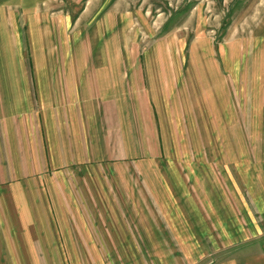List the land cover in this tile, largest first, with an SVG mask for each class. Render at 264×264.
Wrapping results in <instances>:
<instances>
[{
    "label": "rangeland",
    "instance_id": "obj_1",
    "mask_svg": "<svg viewBox=\"0 0 264 264\" xmlns=\"http://www.w3.org/2000/svg\"><path fill=\"white\" fill-rule=\"evenodd\" d=\"M1 4V22H8L24 39L29 68L32 64L27 41L31 23L41 27L43 23L46 26L56 22L74 34L82 30L83 23L93 31L97 30V21L111 23L117 19L123 22L121 52L130 49L147 53L150 46L166 37L169 43L179 44L171 47L182 54L185 73L198 65L194 51L200 47L213 57L203 63L221 75L216 79V107L212 101L210 110L206 107L210 92L206 81L200 89L197 85L188 86L186 81L183 91L174 95L170 88L168 95L172 98L163 109L165 115L154 123L161 134L162 154L158 155V167L149 175L152 195L148 187L145 194L146 199L152 200V219L132 220L121 206L116 212L111 196L113 186L104 183L107 177L112 179V174L107 176L109 172L95 170L89 172L88 179L83 174L81 180L74 171L70 176L71 198L77 215L62 214L71 219L51 221L49 227L47 222H41V231L35 228L37 222H29L25 231L31 236L25 238V246L32 240L40 246H31L32 249L40 248L41 252H26L30 261L26 264H210L232 256L236 254L234 250H240L241 243L223 246L241 237L204 235L213 224L209 217L211 180L231 187L228 196L233 213L243 207L239 204L245 199L238 194L244 191L248 211L262 227L254 197L258 149H264V0H0ZM8 36L13 38L11 31ZM215 117L216 126L209 123ZM151 147L160 150L157 145ZM223 166H228L233 174L227 182ZM137 174L136 180H142L139 175L144 174L139 170ZM103 198L106 203L97 204ZM141 199L137 193V207ZM105 214L110 217L105 218ZM74 215L85 219L74 220ZM145 229L153 234L151 246L136 239V245L145 250H117L126 249L135 239L134 234L139 237L141 232L146 233ZM38 232L40 237H36ZM4 239H9L10 246L15 241L13 237L0 238ZM248 239L242 244L250 249L264 247V236ZM54 247L57 251H53Z\"/></svg>",
    "mask_w": 264,
    "mask_h": 264
},
{
    "label": "crops",
    "instance_id": "obj_2",
    "mask_svg": "<svg viewBox=\"0 0 264 264\" xmlns=\"http://www.w3.org/2000/svg\"><path fill=\"white\" fill-rule=\"evenodd\" d=\"M0 6L2 16L4 5ZM1 19L0 238L13 237L15 241L10 246L9 239L0 240V264H26L30 262L26 252H41L40 248L32 249L34 245L40 247L32 240L25 246V238L31 236L25 231L31 225L29 222H34L33 225L37 222L35 228L41 231V222H47L49 227L51 221L71 219L62 214L77 215L71 198L70 176L74 171L81 180L83 174L88 179L89 172L95 170L109 172L107 176L112 174V179L107 177L104 183L113 186L111 196L116 212L121 206L132 220L152 219V200L146 199L145 194L148 187L152 195L149 175L158 167L157 160L161 159L158 155L162 154L161 134L154 123L165 115L163 109L172 98L168 95L170 88L174 95L183 91L186 81L188 86L197 85L199 89L206 81L210 90L206 107L210 110L212 101L216 107V79L221 75L216 70L211 72L209 65L203 63L208 58L213 60L212 55L203 53L204 49L199 47L194 51L198 65L185 73L182 54L171 47L179 44L169 43L166 37L150 46L147 53L130 49L121 52L123 22L117 19L111 23L97 21V30L93 31L83 23L80 33L74 34L58 27L56 22L46 26L43 23L41 27L31 23L27 41L32 64L29 68L24 39ZM9 31L13 38L8 36ZM196 41L200 43L199 38ZM179 49L177 46L176 50ZM209 123L216 126V117ZM153 144L160 150L151 147ZM257 155L260 159L254 204L262 227L248 211L244 191L238 194L245 199L239 204L243 207L233 213L228 196L231 187L211 180L209 217L213 224L204 235L241 237L232 239L225 248L241 244L239 251L234 250L236 254L210 264H264V247L253 250L242 244L250 237L264 236V149H258ZM222 168L227 182L233 174L228 166ZM137 170L144 174L139 175L142 180H136ZM137 193L142 198L139 207ZM100 203H106L104 198L97 201ZM76 215L74 220L85 219ZM106 217L110 216L105 214ZM43 227L46 228L44 224ZM145 231L139 237L134 234L135 239L126 249H118V244L115 247L123 252L145 250L136 245L139 239L146 247L147 243L153 244V234ZM41 235L38 232L36 237Z\"/></svg>",
    "mask_w": 264,
    "mask_h": 264
}]
</instances>
